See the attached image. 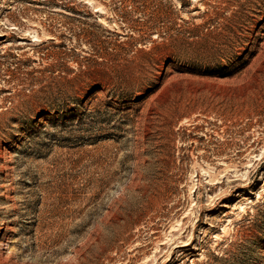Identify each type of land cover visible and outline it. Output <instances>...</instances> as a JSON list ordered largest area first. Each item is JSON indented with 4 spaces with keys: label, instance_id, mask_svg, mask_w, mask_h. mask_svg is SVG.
<instances>
[{
    "label": "rangeland",
    "instance_id": "obj_1",
    "mask_svg": "<svg viewBox=\"0 0 264 264\" xmlns=\"http://www.w3.org/2000/svg\"><path fill=\"white\" fill-rule=\"evenodd\" d=\"M0 264H264V0H0Z\"/></svg>",
    "mask_w": 264,
    "mask_h": 264
}]
</instances>
